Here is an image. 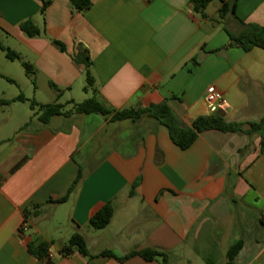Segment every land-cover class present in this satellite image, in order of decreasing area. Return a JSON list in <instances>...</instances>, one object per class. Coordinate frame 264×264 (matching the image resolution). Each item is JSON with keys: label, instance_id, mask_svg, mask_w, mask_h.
Instances as JSON below:
<instances>
[{"label": "crops", "instance_id": "obj_1", "mask_svg": "<svg viewBox=\"0 0 264 264\" xmlns=\"http://www.w3.org/2000/svg\"><path fill=\"white\" fill-rule=\"evenodd\" d=\"M41 5L42 0H0V32L20 62L33 65L36 87L41 82L49 88L48 102L94 95L121 109L168 99L188 125L209 114L205 90L213 84L234 102L218 112L227 120L264 115V64H244L245 51L226 47L224 30L241 28L234 15L264 27V0H235L234 14L225 17L235 30L207 7L204 17L195 13L191 0H92L83 11H73L69 0H52L44 14ZM26 19L44 34L26 36L19 28ZM80 48L89 54L94 91H83L84 66L72 58ZM0 80V98L22 93L2 83L19 86L15 77L0 73ZM35 96L36 91L31 99L37 101ZM18 102L24 101L0 108V264H161L138 255L118 260L99 254L147 247L170 252L168 264H225L236 240L242 244L234 264H264L259 135L208 130L181 149L148 116L111 121L99 113H72L43 123L31 109L27 117L16 114L18 121L9 126L5 111ZM108 202L110 223L90 227L91 215ZM23 219L26 231L20 230ZM76 227L90 258L76 249L60 252ZM36 238L49 243L42 258L28 251Z\"/></svg>", "mask_w": 264, "mask_h": 264}, {"label": "trees", "instance_id": "obj_2", "mask_svg": "<svg viewBox=\"0 0 264 264\" xmlns=\"http://www.w3.org/2000/svg\"><path fill=\"white\" fill-rule=\"evenodd\" d=\"M51 1L52 0H42V14H44L46 7L51 3ZM212 1L213 0H191L193 11L204 17V10ZM219 2L220 5L218 7V14L220 19H224L228 14H234L235 0H219ZM69 4L73 11H83L91 6L92 0H69ZM234 18L239 21L241 28L238 31H231L224 27V30L229 38V43L226 47L237 46L245 52L250 51L254 47L264 49V27L254 23H245L244 21L238 19L235 15ZM19 28L28 37H35L44 34V31L41 30L31 19L22 21L19 24ZM49 40L62 52L66 51L65 45L61 41L53 38H50ZM0 49L4 52L6 58L10 60L19 59L16 52L3 45L1 42ZM72 58L76 63H81L84 66L86 81L83 86V91H94V80L89 69L91 62L87 49L80 48ZM193 61L197 63L195 58H193ZM21 65L27 75L31 76L33 74V65L25 61L21 62ZM7 79L13 82L12 79ZM51 86L57 89V87L52 83ZM57 90L60 93L61 90ZM173 98L174 97H171L170 99ZM14 101H28L30 109L34 110V115H36L43 123L48 122V120L55 115H70L72 113H99L104 116H109L111 121H135L143 116H148L156 119L161 125L165 126L172 142L181 149L188 148L197 139L199 134L208 130H216L223 133H242L247 135L257 134L260 136V150L264 153V115L256 121H232L227 120L219 113H209L206 115L196 116L188 125H184L170 106L168 99L157 104H150L146 107L113 109L104 105L94 95L81 102H73L70 100L62 103L55 100L48 103H39L34 99H26L22 93H19L16 97L11 99L0 98V108H3ZM69 104L71 105L70 107H68ZM80 178L81 173L79 172L71 184L67 196L75 189ZM135 184H133V186ZM133 186L129 191L130 195L133 194ZM66 197L58 200V202L63 201ZM112 216L113 206L110 202H108L99 207L91 215L88 224L92 228L102 229L110 223ZM241 244V240H236L230 244L226 251L225 264H234V257L241 248ZM48 249L49 243L39 238L32 240L28 244V251L37 258H42ZM73 249L78 250L81 254L89 258L93 256V254L89 253L86 240L77 227L69 237L67 243L62 245L60 252L68 255ZM99 254L111 256L117 258L118 260H124L131 256L138 255L147 261L158 259L161 264H168L171 253L147 247L137 251H130L120 256L115 255L108 249L101 250Z\"/></svg>", "mask_w": 264, "mask_h": 264}, {"label": "rangeland", "instance_id": "obj_3", "mask_svg": "<svg viewBox=\"0 0 264 264\" xmlns=\"http://www.w3.org/2000/svg\"><path fill=\"white\" fill-rule=\"evenodd\" d=\"M220 5L219 0H213L209 3V5L206 8V11L208 13L214 14L215 19L220 20L219 14H215V8ZM229 15V14H228ZM224 24L228 26L231 29L235 28L231 25L229 20L227 18L222 19ZM223 24L222 22L218 23V26H221ZM0 41L3 43V45H10V43L5 39L4 35L0 32ZM243 58V63L252 66L255 64H264V49L255 47L249 52H245ZM0 73H6L9 74L18 80L19 86H16L14 84H10L8 82H2L5 85H8L12 91L15 93L22 92L25 96L29 97L30 99L33 98L34 92L36 91L35 99L37 101L42 102H48L50 90L47 88L46 85H43L41 82L38 83V86L36 87V83L32 80V77L30 75H27L25 73V70L23 66L21 65V62L19 59L10 60L5 57L4 52L0 49ZM3 81V80H0ZM221 88H225L227 86V82L224 81V79H220L217 83ZM48 93V94H47ZM226 99V102L228 105L234 104V102L229 98L228 96H224ZM10 114L8 125H14L18 121V117L16 114L25 115L26 117L30 113V107L29 102H18L15 105L8 108V110L5 111V114ZM206 113V112H205ZM241 116V115H236ZM255 116V115H252ZM1 117V115H0ZM258 119H249L248 121H256Z\"/></svg>", "mask_w": 264, "mask_h": 264}, {"label": "built area", "instance_id": "obj_4", "mask_svg": "<svg viewBox=\"0 0 264 264\" xmlns=\"http://www.w3.org/2000/svg\"><path fill=\"white\" fill-rule=\"evenodd\" d=\"M205 103L209 113H218L220 110L226 107V99L223 92L215 85L211 84L207 86L205 90ZM262 222L264 224V214L262 215ZM28 229V222L26 219L20 224V230L26 231Z\"/></svg>", "mask_w": 264, "mask_h": 264}]
</instances>
